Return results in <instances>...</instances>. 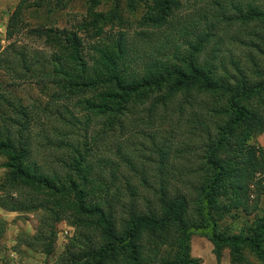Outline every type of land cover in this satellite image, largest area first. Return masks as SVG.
<instances>
[{"label":"trees","instance_id":"obj_1","mask_svg":"<svg viewBox=\"0 0 264 264\" xmlns=\"http://www.w3.org/2000/svg\"><path fill=\"white\" fill-rule=\"evenodd\" d=\"M195 1L116 0L103 11L101 0H18L9 15L0 209L41 214L24 242L45 258L58 224L73 228L45 264H200L195 233L217 258L226 249L231 264H264V150L247 144L264 131V0H205L196 11ZM74 2L71 26L26 21ZM139 5L134 37L123 17ZM173 26L178 41L161 42ZM27 84L40 94L19 96ZM5 227L0 218V252Z\"/></svg>","mask_w":264,"mask_h":264},{"label":"rangeland","instance_id":"obj_2","mask_svg":"<svg viewBox=\"0 0 264 264\" xmlns=\"http://www.w3.org/2000/svg\"><path fill=\"white\" fill-rule=\"evenodd\" d=\"M17 2L18 0H0V50L7 44L4 39L5 25ZM205 2V0L195 1L197 5L193 4V9L196 11V6L200 7L204 5ZM114 3H116V0H101L100 9L103 11H109L113 9ZM81 12L82 6L80 5V2H74L71 3L70 6L62 12H55L52 14H48L44 10L30 12L27 14L26 21L30 26L41 24L48 27L52 26L61 28L66 25L71 26L72 24H74L75 21L80 18L78 17V15ZM143 13L144 8L142 5H139L135 11H124L123 18L124 20L128 21L127 25L125 26V31L130 35H133L134 37L138 34L139 31V27L136 22L141 19ZM180 18L185 19V24H188V20L191 23H194L199 17ZM113 29L119 30L120 28L114 26ZM178 29V26L166 28L164 32L162 31L158 34L159 40H161L162 42L169 39L170 42L175 43L176 41H178ZM18 38L23 43H27V45L32 48L41 49L40 42L26 39L25 36L22 35H20ZM159 40H154L153 38L152 46L154 43H158ZM144 52L145 49H143V53ZM17 93L23 99H28L30 97L38 96L40 94V89L37 87H33V85L27 84L23 85L17 91ZM247 144L248 146H258L264 150V131L255 138L249 140ZM3 162L4 159L0 158V180L5 173V169H3L1 166ZM262 207H264V199L258 206V209H260L259 211L262 210ZM251 213L253 214L251 215ZM251 213H248V215H241V222L246 223L248 222V220L252 219L254 212ZM40 216L41 214L39 212L14 214L13 216H10V219L5 222L6 227L1 243L2 249L0 252V264H45L47 262L50 263L57 258V256L62 252L64 245L67 243L68 239L72 236L73 228L64 222L58 224L55 252L52 256L45 258L44 255L39 253L36 249L27 247L24 242L27 241L30 236L35 235L38 231H40ZM229 223L230 221L227 220L225 221L223 226ZM190 255L192 258L198 259L200 264H231L228 250H223L220 256L217 258L213 253V245L210 243V241L207 238L199 235L198 233H195L191 236Z\"/></svg>","mask_w":264,"mask_h":264},{"label":"crops","instance_id":"obj_3","mask_svg":"<svg viewBox=\"0 0 264 264\" xmlns=\"http://www.w3.org/2000/svg\"><path fill=\"white\" fill-rule=\"evenodd\" d=\"M14 214H19V213L7 212V211L0 209V218L4 220L5 222H7V220L10 219V216H13Z\"/></svg>","mask_w":264,"mask_h":264}]
</instances>
